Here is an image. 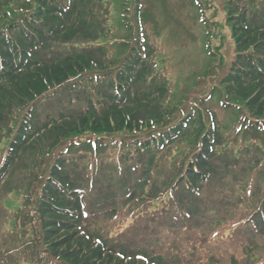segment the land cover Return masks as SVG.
I'll use <instances>...</instances> for the list:
<instances>
[{
	"label": "trees",
	"instance_id": "trees-1",
	"mask_svg": "<svg viewBox=\"0 0 264 264\" xmlns=\"http://www.w3.org/2000/svg\"><path fill=\"white\" fill-rule=\"evenodd\" d=\"M255 1H260L259 7L253 6ZM104 2L108 0L94 2L84 0L82 5L78 1L71 5L69 0H0V111L2 113L7 111L5 121H9L12 115L26 107L24 112L29 116L20 130L21 134L15 140L16 149L29 144L36 146L42 143L46 136L59 138L58 136L66 130L65 125L73 132L78 130L77 124L83 129L90 127L92 130L97 125L98 129L105 133V137L94 139V148L90 145V140L86 139L68 144L66 140L61 141L60 138L56 141L60 140L58 146L64 145L65 154H75L79 146L86 153L92 155L95 153L99 157V160H96V169L105 165L111 167L113 189L106 193L107 197L103 198L99 208L108 209L110 215L108 217H106L108 213L103 215L109 220L115 217V221L117 220L115 209L106 207L108 199L114 200L113 205L119 206L117 208L123 209L125 214H131L133 219L173 224L179 220L174 216L176 212L184 220L186 218L193 220L194 212L187 207L184 208L179 202L183 200L184 194L197 197L200 184L208 182L211 176H218L220 179L226 177L225 174L230 170L242 172L241 182L233 187L243 188L245 192L239 193L237 195L240 197L239 201H236L231 209L225 210L223 220H217L212 226L207 235L208 242L222 244L225 240L229 242L234 240L238 243L243 239L249 241L252 237H264V39L257 41L258 34L259 38L261 34V37L264 35L262 4L264 0L247 2L239 0L243 9L240 17L236 13H230L231 0L227 1L229 5L224 6L228 7L226 10L223 8L226 14L225 24L228 22L227 14L229 19L233 18L239 24L235 27L234 34L239 32L237 39L240 49L252 50L237 54L236 61L239 65L231 68L237 69L238 74L232 73L230 69L220 81L234 89H240L242 99L250 100L252 107L256 108V115L262 114L259 115L262 124L247 128L246 133L259 138L252 141L247 158L240 162L236 155L233 159L231 156H224L216 150L218 145H221L219 140L225 132L214 122L216 118L212 115L210 117L212 139L210 134H207L208 131L205 132L200 150L196 149V142L187 143L189 147L179 153L180 159L174 165L170 161L171 147H176L177 143H185L187 136L197 140L198 132L206 130L204 115L209 120L211 111L204 114L200 108V113L185 117L175 126L164 119L168 115L166 110L160 112L158 109L157 114L144 120L140 119V115H137V106L143 102L146 104L145 99L155 94L161 95L157 100L149 102L158 105L165 100L164 105H168V100L173 98V90L166 74H169V69L164 65L166 61L160 56L157 47L152 48L148 43L144 46L145 41H141L142 44L134 51L133 58L130 56L121 64L117 63L112 71L103 72L108 66L114 65L107 59L108 45L101 43L108 34L93 28L101 15L98 7L103 6ZM253 9L255 11L259 9L258 20L248 22L247 15L252 14ZM18 11L24 14L6 21L11 12ZM200 14L202 15V12L199 13L198 19L201 17ZM68 18L70 20L65 24ZM108 33H111V30H108ZM233 36L232 34V40ZM208 45L209 43L206 45L208 56L216 58V53H213L211 51L213 49ZM217 66L212 70L216 72ZM113 70L117 72L115 75L117 81L111 77L115 72ZM236 84L238 87H233ZM121 85L126 87L122 89ZM62 94L68 98L63 105L59 104L63 108L59 105L58 107L59 112L62 108L65 114L61 112L55 115L54 119L49 116L50 122L36 130L30 123L35 112L32 103L38 105L45 98L58 99ZM248 97L249 99H245ZM164 107L166 106L162 105V108ZM191 122H198L199 127L190 129L188 126ZM140 124H147L146 130L150 133L141 134ZM130 126L136 127L133 130L137 133L136 136L132 135ZM149 126L154 128L151 129ZM32 129L36 131L32 133ZM0 130L4 131L3 128ZM69 133L67 131L63 137H67ZM119 133L125 136L107 145L103 144L104 139L119 136L115 135ZM54 146L51 145L50 149ZM86 146V150H83ZM74 158L79 160L77 157ZM84 161L85 159L81 160L83 166ZM86 169L84 167L85 172ZM175 169L178 174H173ZM52 171L43 192L54 198L53 202L57 204L58 213L63 218L57 220L45 217L48 214L44 212L42 215L45 207L42 199L35 205L34 200L38 196L32 197V201L28 198L21 209L11 213L10 223L13 222V226L9 224L11 231L5 232L6 229L0 231V264H50L49 258L60 259L61 264H104L106 255H109L110 259L105 264H113L111 261L113 256L118 257L120 264H129L134 257L147 258V252L135 253L128 251L130 248L126 247H108L99 237L95 243L97 248L88 240L94 237H90L83 227L69 228L71 222L78 220L86 222L85 215L86 218H91V213L85 211L89 205L85 203L88 195L80 187L81 184L77 183L80 181L70 160H58ZM71 173L75 174L74 178L72 176L74 181L68 177ZM93 178L92 175L88 191L103 192L96 180L93 183ZM109 187L111 188V185ZM247 199L250 201L245 203ZM226 203L230 204L228 207L232 206L233 195ZM231 211H235L233 215L229 213ZM213 218L205 216L207 221ZM5 219L9 218L5 216ZM3 224L1 225L4 228ZM239 228L238 233L243 231L250 236L241 235L240 238L239 234L235 235L237 232L234 231ZM120 239L121 237L117 236L116 241L121 243ZM163 243L169 247L174 246L171 240ZM181 245V248L180 246L174 248L183 249V244ZM184 247L187 248L185 245ZM237 249L241 247L238 246ZM247 251L250 252L249 256L254 254L251 248L245 249L241 254L237 251L235 254L244 255L243 259L237 260V257L226 259L221 256L215 264H264V249L253 260L247 256ZM158 253V259H161L164 254L162 251ZM189 262L209 264L204 258L199 260L193 259L192 256H189Z\"/></svg>",
	"mask_w": 264,
	"mask_h": 264
},
{
	"label": "rangeland",
	"instance_id": "rangeland-1",
	"mask_svg": "<svg viewBox=\"0 0 264 264\" xmlns=\"http://www.w3.org/2000/svg\"><path fill=\"white\" fill-rule=\"evenodd\" d=\"M77 1L81 5L84 2V0H69L71 5ZM90 1L94 2V0ZM227 1L108 0V2H104L103 6L99 5L98 7L101 10V15L99 21L96 20V26H93V28L103 30L108 34L106 39L101 43L108 45L109 56L107 59L114 64L108 66L103 72L108 70L112 71V69L116 68L117 63L121 64L130 56L133 58L134 51L139 49L140 44H142L141 41H145L144 46H147L148 43L152 48L154 46L157 47L160 56L166 61L164 65L169 69V74H166L169 77L170 88L173 90V98L168 100V105H164L166 103L165 100L164 102L161 101V104L159 103L158 105L149 102L150 100H157L158 96L161 97V95L155 94L145 99L146 104L143 102L137 106V115H140L141 120L157 114L159 112L158 109H160V112L166 110L168 115L164 119L175 126L179 125V122L185 117L193 115V113H200V108L204 114L207 111H211L209 120L204 115L206 130H200L198 132L199 139L193 140L190 136H187L185 143H177L176 147H171L170 161L173 165L180 159L181 155L179 153L189 147L187 143L194 141V143L196 142V149H199L202 147V137L207 131V134H210V139H212L213 129L210 125L212 122L210 117L212 115L216 118L214 122L225 132V135L220 137L219 143L221 145H218L216 150V152H221L224 156H231L233 159L234 155H236L238 162H240L247 158L252 141L259 138L246 133H248L247 128L251 129L252 126L258 127V125L262 124V118L259 117L262 114L256 115V108L252 107L250 100L242 99L243 94L240 89H234L227 83L220 82L221 78L225 77L230 69L232 73L238 74L237 69L231 68L232 66L236 67L239 65L236 61L237 54L247 53L252 50L251 48L240 49L241 46L237 39L239 32L234 34L235 27L239 26L236 20H233V18L229 19L227 14L228 22L225 24L226 14L223 12V8L224 10L228 9V7H224L227 4L229 5ZM247 1L243 0V2ZM259 5L260 1H255L253 6L259 7ZM242 10V5L239 3V0H231L230 13H236L240 17L242 16ZM258 10L255 11L253 9L252 14L248 13L246 21L255 22L258 20ZM198 12H202L199 19ZM22 14L24 12H11V15H8L6 21H11ZM67 20H70V18L65 20V24ZM108 30H111V33H108ZM232 34L234 35L233 40L236 42L232 40ZM261 35V39L259 38V34L257 35V41L264 39V35L263 37ZM207 43H209L208 47L213 49L211 51L216 53V58H210L208 56L206 50ZM141 52L143 53L142 50ZM56 53L55 51L54 54ZM217 63H219L218 66ZM216 66L218 70L215 72L212 69ZM93 70L95 71V68ZM116 73L115 71L111 75L113 79H115ZM257 83L255 82V84ZM121 87L123 89L126 86L121 85ZM233 87H238V85L236 84ZM56 98H45L38 105L35 102L32 103L35 112H33L34 114L32 115L33 117L30 123L34 125L36 130L41 129L47 125L45 123L50 122L48 120L49 116L54 119L55 115L61 114V112H63V115L65 114L62 110V105L68 97L62 94L58 99ZM245 99H249V97ZM60 103L62 104L61 106L59 105ZM58 105L62 107L60 112ZM162 105L166 107L162 108ZM69 108H71L70 105ZM25 109L17 111L9 121H5L7 120V117H5L7 111L3 113L0 111V128L4 129V131L0 130V231H4V229H6L5 232L11 231L10 226H13V222L10 223L11 213L17 212L27 203L28 198L29 201H32V197L35 196H38L34 200L36 202L35 205H38L41 199L44 203L45 207L44 211L42 210V215L46 212L48 215L45 217L47 218L57 220L63 218L58 213L59 208L57 204L53 202L54 198L46 195L43 189L46 185V180L53 173L52 170L57 161L68 159L74 164V168H76V177L80 181L77 183L81 184L80 187L88 195L85 203L89 205L86 206L85 211H89L91 213L90 215H92L91 218H86L87 215H85L86 222L80 220L71 222L72 224L69 228L77 229L83 227L90 237H94L88 240L95 246L96 238L99 237L108 247H126L130 248L128 251L131 252L135 251L137 253L143 251L148 253L147 258L141 257L146 261L134 257L135 259L130 260L131 262H128L129 264H149L147 262H151L152 264H189V256L199 260L204 258L206 263L215 264L221 256L226 257V259L232 257H237V260L239 258L243 259L244 255H237L235 253L238 251L241 254L245 249L250 248L254 251V254L249 256L248 253L250 252L247 251V256L253 260L264 249V237L260 238V236L252 237L249 241L243 239L238 243L234 240L230 242L225 240L222 244L208 242L207 235L212 229V226L216 224L217 220H223L225 210L231 209L234 203L240 199L237 195L245 192L243 188L233 187L241 182L243 178L242 172L239 173L230 170L225 174L226 177H220V179L218 176H211L208 182L200 184L197 197H190L184 194L183 200H179V202L184 205V208L187 207L188 210L194 212L195 219L193 220L188 218L184 220L176 212L174 216L179 220L173 224L153 222L152 220L141 218L133 219L131 214H125L123 209L117 208L119 206L115 207L113 205L114 200L108 199L106 207L115 209L117 215L116 221L115 217L109 220L106 218L110 215L108 209L99 208V205L102 204L103 198L107 197L106 193H109L110 189H113L111 167L105 165L104 167L99 166V169H96V160L98 161L99 157L95 153L94 155L86 153L79 146L75 154H65L63 151L64 145L58 146L60 140L56 141V139L60 138L61 141L66 140V144H68L69 142H79L80 140L86 139L90 140L89 143L94 148L95 145L93 144L95 142L93 140L103 139L105 133L99 130L97 125L92 130L89 129L90 127L83 129L77 124L76 129L78 130L74 132L69 130L68 125H65L66 130L62 135L60 134L58 136L59 138L46 136L41 141L42 143H38L36 146L29 144L24 148L16 149L14 146L16 143L15 140L21 134L20 130L23 124L29 118L27 116L28 113L24 112ZM198 125V122H191L188 127L193 129L199 127ZM140 127H142L141 134L150 133L146 130L148 128L147 124H140ZM135 128L130 130L133 136L137 135L133 131ZM149 128L153 129L154 127L149 126ZM35 129H32V133L36 131ZM67 131L70 133L64 138L63 134L67 133ZM121 134H115L119 136L114 138L104 139L103 144L107 145L111 141L122 139L125 135ZM51 145L56 146L50 149ZM86 148L87 146L83 150H86ZM73 156L79 158V160ZM82 159H85L84 166L81 164ZM181 164H183L182 159ZM184 164L186 165L187 162ZM84 167L87 168L86 172L84 171ZM173 174H178L176 169L173 171ZM74 175L71 173L68 177L71 179L72 176L74 178ZM92 175L94 177L93 183L96 180L99 183L98 187L103 192L88 191L90 189L88 187H90ZM73 178L72 180L74 181ZM231 181L233 184H230ZM110 185L111 188L109 187ZM232 195L233 203L231 207H228L230 204L226 203V200ZM116 199L118 198L116 197ZM249 201L250 199H247L244 202L248 203ZM210 210H214L215 212H207ZM234 212L231 211L229 213L233 215ZM105 213H108L106 217L103 215ZM5 216L9 219H5ZM205 216H213L214 218L213 220L207 221ZM229 219L232 220V218ZM3 222L5 223L3 224ZM1 224L4 225V228ZM44 225L46 226L45 223ZM239 230L240 228L234 232ZM200 233L201 235L199 236ZM237 234H239L240 238H242L241 235L250 236L243 231L240 233L237 232L235 235ZM117 236L119 238L121 237V243L116 241ZM168 240H171L174 246L169 247L163 243ZM180 243L183 244V249L174 248L179 246L181 248L182 245ZM238 246L241 249L238 250ZM160 251H162L164 256L158 259V252ZM177 251L181 252L176 253ZM109 257V255L104 257V264L108 263ZM113 257L111 260L112 263L120 264L118 257ZM48 262L50 264H61L60 259L49 258Z\"/></svg>",
	"mask_w": 264,
	"mask_h": 264
}]
</instances>
